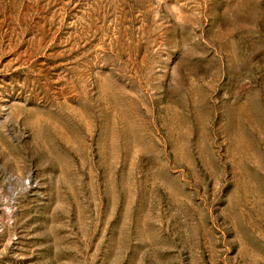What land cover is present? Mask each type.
Returning a JSON list of instances; mask_svg holds the SVG:
<instances>
[{"label": "rangeland", "instance_id": "rangeland-1", "mask_svg": "<svg viewBox=\"0 0 264 264\" xmlns=\"http://www.w3.org/2000/svg\"><path fill=\"white\" fill-rule=\"evenodd\" d=\"M0 264H264V0H0Z\"/></svg>", "mask_w": 264, "mask_h": 264}]
</instances>
